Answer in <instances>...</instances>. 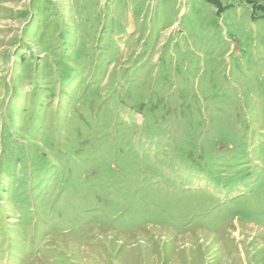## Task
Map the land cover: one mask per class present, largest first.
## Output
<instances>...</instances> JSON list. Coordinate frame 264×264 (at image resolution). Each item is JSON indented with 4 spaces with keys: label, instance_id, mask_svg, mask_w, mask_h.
Instances as JSON below:
<instances>
[{
    "label": "rangeland",
    "instance_id": "rangeland-1",
    "mask_svg": "<svg viewBox=\"0 0 264 264\" xmlns=\"http://www.w3.org/2000/svg\"><path fill=\"white\" fill-rule=\"evenodd\" d=\"M0 264H264V0H0Z\"/></svg>",
    "mask_w": 264,
    "mask_h": 264
}]
</instances>
